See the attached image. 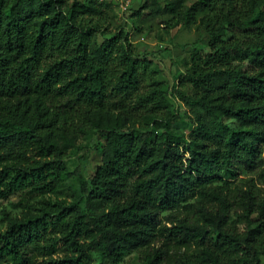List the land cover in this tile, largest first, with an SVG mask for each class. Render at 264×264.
<instances>
[{"label":"trees","instance_id":"16d2710c","mask_svg":"<svg viewBox=\"0 0 264 264\" xmlns=\"http://www.w3.org/2000/svg\"><path fill=\"white\" fill-rule=\"evenodd\" d=\"M188 1H135L129 17L208 34L179 78L189 136L163 84L144 86L117 5L0 0V202L26 208L0 220V264H264V0ZM80 139L102 163L53 200Z\"/></svg>","mask_w":264,"mask_h":264},{"label":"rangeland","instance_id":"374dc122","mask_svg":"<svg viewBox=\"0 0 264 264\" xmlns=\"http://www.w3.org/2000/svg\"><path fill=\"white\" fill-rule=\"evenodd\" d=\"M135 1L137 4L141 3V0H133L130 9L134 7L135 10L137 9L134 5ZM192 2L189 0L186 4L190 5ZM117 9L119 13L118 6L111 12L114 31L124 28L129 34L132 45L140 53L141 59L147 58L150 62L145 71L144 86L149 87L155 82L163 84L175 118L173 128L189 136L196 114L181 97L182 94H191V90L179 86V78L185 71L186 62L190 59L191 53L194 50L208 48L210 39L208 34L204 30L198 29L196 25L177 23V19L170 15L145 16L142 19H136L129 17L130 9L127 10L128 15L125 17L117 14ZM92 147L91 140L80 139L76 147L70 150L67 163L74 173L56 194L50 195L53 200L67 199L71 201L72 197L81 190L79 176L86 178L88 173L93 174L101 165L102 154ZM86 149H91L88 163L83 158ZM20 198V194H18L0 202V220L3 228L7 226V214L21 217L26 211ZM125 264L144 263L137 255H133L126 259Z\"/></svg>","mask_w":264,"mask_h":264},{"label":"built area","instance_id":"2783aa9c","mask_svg":"<svg viewBox=\"0 0 264 264\" xmlns=\"http://www.w3.org/2000/svg\"><path fill=\"white\" fill-rule=\"evenodd\" d=\"M101 1L112 2L115 5H117L121 15H123L125 12H127V10L131 8L133 2V0H101Z\"/></svg>","mask_w":264,"mask_h":264}]
</instances>
